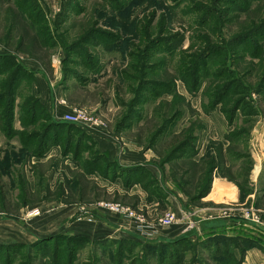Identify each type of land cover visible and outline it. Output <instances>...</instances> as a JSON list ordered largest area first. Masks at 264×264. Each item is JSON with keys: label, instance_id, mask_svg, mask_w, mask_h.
Masks as SVG:
<instances>
[{"label": "rangeland", "instance_id": "374dc122", "mask_svg": "<svg viewBox=\"0 0 264 264\" xmlns=\"http://www.w3.org/2000/svg\"><path fill=\"white\" fill-rule=\"evenodd\" d=\"M95 32L113 38L94 39ZM80 43L82 49L69 51ZM0 57L5 58L0 60V222L28 225L44 214L65 211L73 215L61 226L80 218L94 221L100 214L118 216L103 208L106 203L153 224L172 212L179 222L159 230L153 240L136 235L142 222L118 216L132 224L135 239L121 244L113 243L115 238L78 241L82 246L74 264H219L213 259L215 246H205L218 234L257 244L243 259L240 249H232L226 264H264V226L239 218L250 208L264 212V0H0ZM12 62L26 68L14 82L11 65L6 67ZM184 79L195 81L197 89ZM56 103L65 111H58ZM77 110L99 123L87 121L72 130L76 139L79 131L91 144L78 158L69 152L77 163L73 168L66 137L56 135L59 143L47 139L46 127L54 117L63 122ZM27 111L38 119L22 120ZM162 125L167 126L160 131ZM62 129L55 126L53 133ZM214 130L226 133L212 139ZM94 134L116 140L126 154L152 153L146 162L159 179L148 171L129 184L117 161L100 154ZM190 135L191 144L196 139L192 155L172 153ZM53 147L58 154H49ZM91 154L96 173L85 172ZM214 160V174L247 190L242 196L238 187L239 202L195 201ZM104 168L111 170L112 179L103 176ZM162 181L180 194L184 211L156 206L159 216L149 217L147 208L154 203L146 183L162 190ZM229 207L230 216L218 211ZM190 222L196 227L186 231ZM58 235L69 236L51 237ZM186 235L190 243L167 246ZM28 238L24 247L4 249L5 255L0 251V264H50V252L29 247L34 239ZM65 238L59 240L70 244ZM147 243L155 246L152 253L145 251ZM120 248L121 257L116 255Z\"/></svg>", "mask_w": 264, "mask_h": 264}, {"label": "crops", "instance_id": "0c3cea01", "mask_svg": "<svg viewBox=\"0 0 264 264\" xmlns=\"http://www.w3.org/2000/svg\"><path fill=\"white\" fill-rule=\"evenodd\" d=\"M41 89H40L41 92L44 93L43 88ZM47 104L49 109H51L50 107H53L51 103L47 102ZM57 104L58 103H56L57 110L58 111L61 110L64 112L65 108L61 107L59 109V106ZM53 119L58 123L60 122L58 118L54 117ZM222 129H224V124H222ZM213 132H214L213 133L214 138L212 139H218V136L226 133L224 130H222L221 133H219L216 130H214ZM208 135L209 137H212V134L209 133ZM93 136L97 137L95 136V134ZM96 141L102 144V145L100 144L99 147L100 149L99 152L101 155L108 154L111 160L113 161L116 160L117 163L123 168H129L132 166H141L143 168L145 167L147 171H150L151 174H153L157 179H159L158 173H156L157 172L156 169L154 170V166L146 162L147 155L152 153L139 154L136 151L126 154L124 148H122L121 146L120 147L116 146V144H118L116 140L114 141L109 140V138L106 140L104 139V137L103 138L97 137ZM224 145L226 144L224 143ZM203 148L204 145L200 151V155L202 154ZM58 149H59L58 147L51 148L49 150V154L51 155L58 154ZM46 155H48V153ZM68 155H70L68 159L69 162L68 164H70L71 167L73 168H77V163L75 162L74 158L71 156V154L68 153ZM197 157H199V155ZM104 181L107 180L104 179ZM161 185L163 186L162 191H165L164 193L165 197L161 200L156 198L155 196L152 197V195H150L151 196L150 199L153 200L154 204L148 206L147 211L149 214L147 215L149 217L159 216V214H157L159 213V210L157 208L153 209V207L156 206L157 207L160 206L163 209L166 210L169 209L177 212L184 211L181 204L180 194L177 195L175 192H173L169 187V185L164 184L163 181ZM134 188H136V186ZM139 190L141 191L144 197H147L148 194L146 193V191L140 188ZM259 192L260 191H256V194L255 193L253 194L255 195V197L257 196V199H259L260 197ZM252 198H254V196H252ZM201 200L204 201L205 203H209L210 205L212 204L216 205L219 203L234 204L235 202H239V189L238 186H236V184L227 181L226 179L222 178L221 175L219 174L218 175L214 174L210 191L208 195ZM166 210L163 212H166ZM72 215L73 214H68L67 211H65V214H44L43 216L35 219L33 222H31L28 225L23 224L20 221L19 222L11 221L8 219L2 220L0 222V235L3 240L2 239L0 240V246L25 244V241L27 242L30 241L27 240L28 236H29L28 239H31V237H33L34 240L31 243H35L39 240L45 239L46 237H51L61 232H65L69 236H82L89 239H93V238H100V239L115 238L117 240L118 239L126 240V238L131 240L135 239L136 235L134 234V231L131 230L132 224L125 222L122 219L118 218V216H114V215L100 214L98 217L96 216L94 218V221H92L91 224L90 222H87L86 220L80 218L78 222L72 221L73 223L71 224L67 222L66 224L61 226L63 221H65L66 218H68L69 216L71 217ZM21 233L23 234L22 236ZM17 234L21 237L16 236ZM5 236L8 237L5 238ZM248 257H249V253L246 256L247 262H248Z\"/></svg>", "mask_w": 264, "mask_h": 264}, {"label": "trees", "instance_id": "16d2710c", "mask_svg": "<svg viewBox=\"0 0 264 264\" xmlns=\"http://www.w3.org/2000/svg\"><path fill=\"white\" fill-rule=\"evenodd\" d=\"M107 33V34H106ZM103 33V32H99V34H97V32H95L93 34V38L95 39L96 38V35H99L101 37V39L103 38H108L110 37L109 39L113 38L112 33ZM88 40V39H87ZM92 41V40H91ZM101 43L104 44V47L106 49L109 48L110 45L108 46H105V42L104 41H100ZM83 43V42H82ZM158 44V43H157ZM156 44V45H157ZM154 46V44H152ZM73 46V45H72ZM72 46L70 47L69 51L73 50L74 48H77V50H79L78 48L82 49V45L81 43L79 45H74V47L72 48ZM5 58H2L0 57V60H3ZM3 61H1V64H2ZM11 65V70H10V73L12 74L11 78H12V81H17V79L19 78L20 74H24L26 73V68L24 65H16L14 62L12 63H8L7 66H10ZM203 67V66H202ZM201 65H200V69L202 68ZM198 70L199 73L201 70ZM197 76V74H196ZM187 84L190 86V88L192 90H196L197 89V86L194 81L191 82V81H188L187 79H184ZM155 84H159L160 82H154ZM159 89H162L164 90L163 87H160ZM3 96L0 95V101L2 100ZM12 109V108H11ZM24 112V111H23ZM29 113L28 111L23 113L21 115L20 118H22V120L24 118H29V121L32 122L34 121L35 122V119H38V116H35L34 114L30 115V116H27ZM176 118L170 120V121H167L166 124L168 123H172L173 121H175ZM53 122H51V125L46 127V131L48 132V136H47V139L50 138V139H53L55 140L57 143L58 142V138L55 137L56 135L59 136V137H66V153H69V152H74V155L76 156V158H78L79 156V152L81 151V149H90L89 147L91 146L86 144V139L82 138L81 139V134L78 132L80 136L78 139H76L77 137L73 136V131L74 129H77V126L74 125V124H70V123H67V122H56L55 120H52ZM13 122V116L8 119L7 123H9V127H11V124ZM57 126L58 127H61L63 128L62 130H59L60 132H54L53 128ZM167 126V125H162V127L160 128V131L164 129V127ZM231 138V137H230ZM44 139H46V135L44 136ZM193 137L190 135L188 136L184 141H180V143L176 146V148L174 149V151L172 153H175V152H178L180 153V155L182 157H188L189 155H192L191 152L189 153V149H193V146L195 145V141L196 139H194L193 143L191 144L190 141H192ZM232 139V138H231ZM87 145V146H86ZM84 147V148H83ZM74 150V151H73ZM41 155L43 153H40ZM39 154V155H40ZM179 155V156H180ZM92 157H90V159L86 162V167L88 169H86L87 173H93V172H98L97 171V168L94 167L96 166V163L97 161L95 162L96 159H94V155L91 154ZM170 158H168V161H169ZM216 161H212V163L209 164V167H208V170L207 172H205V176L204 178L206 179V183L203 187H200L196 194L194 195V199L195 201L197 200H201L203 199L204 197H206L210 191V188H211V184H212V181H213V177L212 175H214V171L215 169L217 168V165L215 163ZM115 166H119L123 172H127V174H117L116 177L118 176H122V177H125V175H127V179H129V184H133L132 182L136 183V180L137 181H141V177H144L145 175H148L149 172L141 167V166H132V167H129V168H123L121 167L120 165H118L117 163H114ZM251 164V162H250ZM115 173V172H114ZM103 176L106 178H111L112 179V175H111V170L110 169H106L104 168L103 170ZM249 185V184H248ZM146 188L148 190V192L150 193V195L152 196H155L156 198L158 199H162L164 198V194H161L162 190H160V188H157L155 186H152L150 184H147L146 183ZM240 189V191L243 193L242 196H244L245 194H247V190L245 191V188H242L240 185H237ZM62 237H66L65 240L67 242H70V244L68 243H65V242H62L61 240L59 239H62ZM54 238V241L55 244L52 245L51 243L49 244L48 242V239L44 240H39L37 241L36 243H33L32 245H30L29 247L31 248H36L37 250L39 251H42V252H47L49 251L50 253L49 256H50V264H74L75 262V258H76V255L78 254L79 250L81 249V244H77L78 241H81L83 239L85 240H88V238L86 237H82V236H62V235H58V236H55V237H50V239ZM64 240V241H65ZM123 241H127V240H116V241H112L113 243H118L121 244ZM131 242V241H130ZM179 242H183V243H190V237L188 235L186 236H182L181 238H178L176 241L174 242H171V243H167V246L168 247H172V245H178ZM208 244H205V246L208 245V247H213L215 246V254L213 256V259L214 261L218 262L219 264H226V261L224 260L225 258H228V257H231V253H232V249H240V254H241V257L243 259V256L246 252L247 249H249V247L251 246H256L257 244H254L252 241H250L249 239L247 240V238L245 237H237V236H228L226 234H222V235H216L215 237H210L207 239V242ZM25 246V245H24ZM23 244H17V245H1L0 246V251L2 252V255L6 252H9V250H11V248H15V247H24ZM243 246V248H238V247H241ZM157 247V246H156ZM207 247V248H208ZM154 248L155 246L152 245V243H147L145 244L144 246V249L146 252L148 253H152L154 251ZM6 249V252H4L3 250ZM243 249V250H242ZM8 254V253H7ZM119 255V257L121 256H124L122 251H121V248L118 249V252L116 253V255ZM233 255V253H232ZM1 256V255H0ZM235 253H234V259H236L235 257ZM1 258V257H0ZM241 259V260H242ZM122 259L120 258L118 261H121ZM28 264H31V263H28ZM120 264V262H119Z\"/></svg>", "mask_w": 264, "mask_h": 264}, {"label": "built area", "instance_id": "2783aa9c", "mask_svg": "<svg viewBox=\"0 0 264 264\" xmlns=\"http://www.w3.org/2000/svg\"><path fill=\"white\" fill-rule=\"evenodd\" d=\"M87 121L92 122V126H97L99 123L96 117L94 116L87 117L86 113L82 110H77L73 114H66L63 120V122L74 124L76 126H79V125L81 126L85 124ZM102 206L107 211H110L118 216H122L125 219L134 220L136 222L138 221L142 222V224H137V226L139 227V231L136 232V235L142 240H153L156 236H158L157 234L159 230H161L162 228L170 227L179 222L178 221L179 218L176 216L175 213H172V212L165 214L158 221V223L153 224V223L146 222L142 217H138L136 214H134L133 211H130L129 209H125L118 204L106 203V204H102ZM218 211H222V214H223L222 216H230L232 215L230 213L233 210L231 207H229V208H224ZM263 213L264 212H261L260 210L255 211L254 208H250V210L248 211L245 210V212L243 211L242 214H239V218L241 220H249L251 222H254L255 224L264 226V221L262 220ZM187 214L188 213L183 212L184 220L186 219L189 220V216ZM88 220L91 222L92 218H89ZM195 227L196 226L194 225V223L190 222L186 231L194 230Z\"/></svg>", "mask_w": 264, "mask_h": 264}]
</instances>
